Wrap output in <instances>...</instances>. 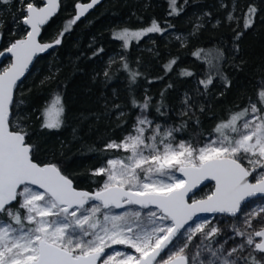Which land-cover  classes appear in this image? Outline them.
I'll return each instance as SVG.
<instances>
[{
    "label": "snow or ice",
    "instance_id": "1",
    "mask_svg": "<svg viewBox=\"0 0 264 264\" xmlns=\"http://www.w3.org/2000/svg\"><path fill=\"white\" fill-rule=\"evenodd\" d=\"M13 2L0 0V4L8 6ZM99 2L76 3L77 14L59 36L52 43H41L37 37L59 9V0L42 3L15 0L18 15L14 16V22L23 27L24 35L0 51V57L11 56V63L0 70V216L6 217L0 220V264H205L198 260L204 249L215 258L207 264H264V80L259 82L257 91L260 106L250 102L216 124L213 128L216 137L202 146L183 140L173 144L174 133L186 127L187 121L179 128L162 131L160 125L153 127L144 115L150 98L140 103L132 97L131 105L141 112L132 131L119 141L110 140L101 149L119 150L127 155L109 158L104 165L90 170L92 177L103 178L102 182L96 181L98 187L94 191L78 190L59 164L42 163L35 158L37 146L29 143L32 132L27 124L21 123L28 116L13 112L18 81L22 83L21 78L38 53L59 45L65 32ZM168 3V14L179 15L182 8H177V0ZM236 10L237 4L233 3L226 20H242L243 31L233 29L238 41L253 26L258 8L249 4L246 11L240 9L241 16L232 14ZM219 24L217 20L216 25ZM202 26L196 23L192 35ZM165 31L152 19L150 26L139 30L124 27L114 30L112 36L122 42V48L128 49L130 41L139 42L149 33L163 35ZM236 50L239 51L238 45ZM202 51L193 55L200 57ZM219 58H223V52ZM111 63L114 61L110 60ZM175 64L173 59L163 66L166 75ZM123 68H129L127 62ZM214 68L216 75L226 80L219 66ZM103 75L106 80L112 78L108 70ZM140 75L131 72L130 84ZM180 75L191 77L193 73L181 70ZM212 83L211 75L199 81L205 90ZM190 99L185 94L182 116H189L192 110ZM64 115L62 96L56 94L37 116L39 129L59 130L65 123ZM124 116L120 111L118 119ZM193 117L194 113L189 119ZM195 123L199 124V120L195 119ZM177 172L181 174L179 177ZM205 181L214 182V189L203 198H190L189 193ZM257 196L261 197L258 205L252 199ZM205 213L233 217L244 214V226L233 225L235 235L243 240L226 256L220 255L223 245L212 250L204 243L220 231L210 219L198 215ZM198 236L200 243L193 244ZM114 245L126 246L134 253L115 250ZM189 245L197 249L191 258L185 251ZM107 249L113 250L106 252Z\"/></svg>",
    "mask_w": 264,
    "mask_h": 264
},
{
    "label": "trees",
    "instance_id": "2",
    "mask_svg": "<svg viewBox=\"0 0 264 264\" xmlns=\"http://www.w3.org/2000/svg\"><path fill=\"white\" fill-rule=\"evenodd\" d=\"M87 1L61 0L59 13L42 29L40 42H53L75 17L76 3ZM36 2L42 3V0ZM233 3L237 4L234 16H241L240 9L246 11L249 4L258 8L253 26L238 41L235 31H243L242 20H226ZM16 8L15 0L11 6L0 4L2 49L24 35L23 27H17L14 22V16L18 15ZM177 8H182L179 15H169L168 0H106L85 19L72 25L54 51L38 58L17 89L13 112L28 116L21 123L27 124L32 132L29 143L37 146L35 158L42 163L59 164L75 188L96 190V181L102 182L103 178L92 177L90 170L104 165L109 158L123 157L121 152L101 149L110 140L119 141L132 131L136 116L141 113L131 105L132 97L140 103L150 98L145 114L162 131L179 128L187 121V126L174 136L196 146H202L209 136L216 135L213 132L216 124L226 121L250 102L260 106L257 91L259 82L264 80V0H177ZM200 15L203 26L192 35ZM152 19L167 29L163 35L149 33L139 42L130 41L128 49L113 39L114 30L124 27L139 30L150 26ZM171 32L185 35V40H173L169 36ZM150 34L153 37L149 39ZM197 50H203L200 57L193 55ZM220 52H223L222 59ZM117 55L124 60L109 65L108 61ZM173 59L176 64L166 75L163 66ZM125 62L129 65L127 70L123 68ZM216 65L226 80L216 75ZM105 70L109 71L111 80L104 77ZM181 70L191 71L193 75L181 76ZM131 72L142 73L134 84H130ZM209 75L213 83L205 90L199 81ZM41 81L45 83L42 85ZM56 94L62 96L65 123L59 130L41 131L37 116ZM185 94L191 98L189 116L194 113L192 119L181 115ZM114 105L120 107L117 109ZM120 111L125 116L118 119ZM212 190L211 185L206 186L195 198H203ZM239 216L232 218L234 223Z\"/></svg>",
    "mask_w": 264,
    "mask_h": 264
},
{
    "label": "rangeland",
    "instance_id": "3",
    "mask_svg": "<svg viewBox=\"0 0 264 264\" xmlns=\"http://www.w3.org/2000/svg\"><path fill=\"white\" fill-rule=\"evenodd\" d=\"M221 7L224 8V5L222 4ZM0 13H1V10H0ZM201 20H203L202 15H200L197 23L201 24ZM169 36L171 38H173V40L180 41V42H183L185 40V37H186L185 35L178 34L176 32H171L169 34ZM178 36L181 37L182 39L178 40L177 39ZM148 37H149V39L152 38L153 34H150ZM149 39H148V41L150 42ZM110 60H113L114 62H118V61H120V55L114 56ZM109 61H108V63H109ZM139 115H141V113ZM144 115H146V114L144 113ZM152 126L155 127L156 125L152 123ZM215 137H216V135L209 136L204 141V143L207 140L214 139ZM179 141L180 140L175 138V140L173 141V144H176ZM113 151H115L116 153L117 152H121L122 154H124L123 157L127 155V153H124V152L119 151V150H113ZM115 158H122V156H118V157H115ZM176 176L179 177L177 175V173H176ZM255 201L257 202V205H258L261 202V198L255 199ZM124 210L125 209H122V210H115L114 209L113 211L121 212V211H124ZM244 211L246 212V211H248V209L245 208ZM208 219H210L212 221V223L215 224L220 229V231L216 235L217 236L216 239L213 238L211 241L206 240V241H204V243H205V245H210L212 250L220 248V246L223 245L224 251L220 255L226 256L227 255V251H229L232 247L236 246L237 244L241 243L242 240H243L242 237L235 235V232H234V229H233V225H235L237 228H242L244 226L243 225L244 214L240 213L239 219L235 223H234L232 218L227 217V216H221V215L211 216V217H208ZM0 220H6V218H1L0 217ZM253 223L256 224V221H253ZM199 243H200V239H199V236H198L197 238L194 239L193 244H199ZM113 249L119 250V251H124V252H132V253H134V250L128 249L126 246H123V245H114ZM113 249H107L106 252H111ZM185 251H186V253L188 252L190 254V258H191V256L196 253L197 249L193 245H189V248L186 249ZM198 260H202V261L205 262V264H207V262L209 260L215 261V258L211 256V252L210 251H208L207 249H204V250H202L201 255L198 257ZM216 264H219V262H216Z\"/></svg>",
    "mask_w": 264,
    "mask_h": 264
},
{
    "label": "water",
    "instance_id": "4",
    "mask_svg": "<svg viewBox=\"0 0 264 264\" xmlns=\"http://www.w3.org/2000/svg\"><path fill=\"white\" fill-rule=\"evenodd\" d=\"M105 1H106V0H100V2H99L98 4H96L93 8L89 9L88 12L85 13V15L82 16V17L80 18V20H78V21H81V20L85 19V18H86L88 15H90V14H91L96 8H98L100 5H102ZM89 2H90V0H88L86 3H83V4H87V3H89ZM59 3H61V0H59ZM59 10H60V7H59V9L57 10L56 14H55L52 18H50L49 22H50L54 17L57 16V14L59 13ZM76 14H77V9H76ZM49 22H48L46 25L42 26V28H41V32H40V35L37 37V39H38L39 42H40V36H41V34H42V29L45 28V27L49 24ZM49 43H52V42H49ZM0 45H1V38H0ZM59 45H60V44H59ZM59 45H54L53 48L47 49L45 52L38 53V54L33 58V61H32V63L29 65V68H28L27 72L25 73V76L21 78L22 83H20V82L18 81V87H17V89H18V88L24 83V81H25V80L27 79V77L29 76L30 72L32 71V69H33V67H34V64H35L36 60H37L38 58L43 57V56L47 55L48 53L54 51ZM2 51H3V50H2ZM6 59H9V60H10V63H11V56H10V54H6L5 56L0 57V68L2 67V64L4 63V61H5ZM17 89H16L15 92H14V99H15V94H16ZM177 175L180 176L181 174L177 172ZM250 179H251V178H250ZM209 185H211V186L213 187V189H214V182H212V181H205L202 185L198 186V188L195 189L192 193H189V197H190V198H195V196H196V195H197V194H198L203 188H205L206 186H209ZM73 186H74V184H73ZM78 190H80V189H78ZM259 198H261V197H260V196H257V197L252 198V199L255 200V199H259ZM134 207H137V208H138V206H134ZM115 210H122V209H115ZM198 215H199L201 218H204V217H207V218H208V217H211V216H217V215L227 216V217H230V218H234L233 216H231V215H229V214H223V213H205V214H198ZM238 215H239V214H238ZM238 215H237V216H238ZM190 223H191V222H190ZM257 239H258V238H257Z\"/></svg>",
    "mask_w": 264,
    "mask_h": 264
},
{
    "label": "flooded vegetation",
    "instance_id": "5",
    "mask_svg": "<svg viewBox=\"0 0 264 264\" xmlns=\"http://www.w3.org/2000/svg\"><path fill=\"white\" fill-rule=\"evenodd\" d=\"M3 49L1 48V45H0V51H2ZM10 64V60L9 59H6L4 61V63L2 64V67L0 68V70H2L4 67H7L8 65Z\"/></svg>",
    "mask_w": 264,
    "mask_h": 264
}]
</instances>
